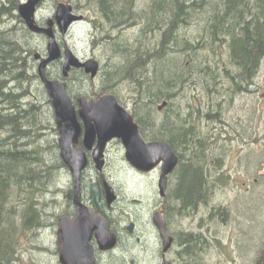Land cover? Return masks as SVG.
I'll use <instances>...</instances> for the list:
<instances>
[{"label": "trees", "instance_id": "16d2710c", "mask_svg": "<svg viewBox=\"0 0 264 264\" xmlns=\"http://www.w3.org/2000/svg\"><path fill=\"white\" fill-rule=\"evenodd\" d=\"M90 1L118 26L134 5L129 28L119 27L114 33L141 25L135 44L115 38L107 42L108 51L121 62L113 64V58L108 59L100 90L114 92L118 82L132 83L136 121L147 137L169 142L179 155L169 203L174 215H194L206 205L211 209L210 218L225 221L229 207L210 205L213 187L229 178L224 175L225 156L213 149L212 136L198 133L195 125L202 115L218 117L219 105L209 101L214 92L224 89L232 95L254 89V78L264 61V0H151L142 6L136 0ZM12 7H0V17H12L17 3ZM191 29L195 30L191 33ZM16 31L29 38L18 26L0 29V264L17 260L22 231L40 232L47 226L54 214L47 213L46 207L56 203L58 192L55 173L64 165L57 154L58 141L47 132L57 129L50 126L43 104L30 91L40 78L35 68H28L25 46L14 37ZM149 35L157 38L152 48L145 42ZM220 78L230 85L220 88ZM191 84L202 87L209 97L206 112L196 102L204 104L200 95L189 98L186 108L175 102ZM164 100L168 105L160 111L159 103ZM18 192L24 211L18 214L19 228L13 220ZM44 194L50 200H42ZM201 221L203 225L206 220ZM181 230L178 240L183 263L203 264L201 254L211 247L209 239L198 230ZM254 264H264V246Z\"/></svg>", "mask_w": 264, "mask_h": 264}, {"label": "rangeland", "instance_id": "374dc122", "mask_svg": "<svg viewBox=\"0 0 264 264\" xmlns=\"http://www.w3.org/2000/svg\"><path fill=\"white\" fill-rule=\"evenodd\" d=\"M149 1L151 0H136L135 2L137 6H142L148 4ZM140 26L137 25L132 30L119 33L118 35L114 33L115 40L120 39L127 42L128 45H134ZM196 26L195 24V28ZM194 30L191 29V33ZM86 35L83 28L77 31L76 36L80 40L79 44L85 46L84 54L94 52L98 55L104 63L103 71L109 63L108 59L111 60L113 58V64L121 62L119 56L113 57L108 51L107 42L103 44V49H93L96 46L95 43H92V47L87 46V40L89 39H86ZM14 37L18 40L21 39L23 42L24 40L22 39L27 38L24 33L18 31L15 32ZM156 41L157 38L153 37V35H149V38L145 40L151 48ZM88 44H90V41H88ZM223 51H226L225 48H222ZM35 71L37 72V68H35ZM102 77L88 84L82 83V81L75 88L76 93L81 92L83 94L100 90V86L103 83ZM217 81H219L220 88L230 85L226 79L222 80L220 78ZM254 83L255 85L253 84V86L256 90H253L254 92H233L231 95L230 92H225L226 90L222 89L219 92H214L213 99H209L205 95L202 87L197 89L194 84H191L184 90L183 94L178 95L175 101L176 103L179 102L183 108H186L189 98L200 95V99L204 101V104L200 105L197 98L196 102L201 112H206V101L208 99L219 105L218 108L220 110L218 117H206L203 115L199 118L196 117L195 128L200 134L212 136L213 142L211 145L215 152L221 150L219 154L224 153L223 168L229 178L225 181H219V185H216V191L210 201V205L228 206L230 209L228 216L225 221L212 219L207 211L200 217L195 214L179 217L175 222L179 226L180 231H182L181 229L198 230L203 232L209 239L211 247L201 254V262L203 264H254L256 257L264 246V61L258 75L254 78ZM132 88V83L128 81L118 82L117 86H114V93L117 94L123 105L131 113L134 97ZM30 91L34 95L35 100L39 104H43L50 126L57 129L54 109L40 79L31 84ZM47 132H49L48 137L50 139L58 141V130L52 129L47 130ZM57 154L59 156V148L57 149ZM109 156L111 164L108 166V172L120 185L127 183V186L132 187L133 190L135 180L128 173L125 150L121 141H115L111 144ZM54 178L56 186H58L56 203H49L51 205L48 204L46 207L47 213L54 215L50 216L47 220V226L42 231L25 229L19 234L16 251L17 260L13 261V264H61L59 262V244L57 241L58 219L64 215V191L68 186L69 177L67 171L61 168L55 173ZM15 198L17 199L15 201L17 208L13 220L18 223L16 226L19 228L21 216L18 214L24 213L21 206L22 203H18L21 198L19 192ZM50 198L51 196L49 200ZM202 218L206 221H204L203 225H200ZM132 256L127 245L122 244L116 255L117 259L113 261V264H124V257L131 259ZM149 256H151L150 252L139 256L138 264H148L147 259ZM179 264H184L180 255Z\"/></svg>", "mask_w": 264, "mask_h": 264}, {"label": "flooded vegetation", "instance_id": "af4514ba", "mask_svg": "<svg viewBox=\"0 0 264 264\" xmlns=\"http://www.w3.org/2000/svg\"><path fill=\"white\" fill-rule=\"evenodd\" d=\"M27 1L32 0H0V5H2L0 7H6L7 5L12 7L17 3V10L13 12L12 17L6 15L0 17V29H7L8 27L16 28L18 26V28H23L28 32L29 38L22 39L24 42L20 39V43L25 46L26 54L24 53L23 57L27 59L28 68H38L39 63L49 55L50 37L45 31H33L20 14L19 5ZM60 6H63L64 9L67 10L70 17L77 18L69 25L66 31L63 30L57 20V12ZM132 8L133 9L130 8L131 10H129L125 16L126 19H123L121 22L122 26H118L113 18L110 20L101 8L95 7L90 0H41L36 4L34 11L35 23L52 32L61 52V56L58 59L51 61L47 65V73L56 79L64 78L62 70L67 60L68 50L78 56L81 61L95 58L100 63V72H98L99 75L97 74L95 78H92L91 75L85 71L84 67H72L69 76L65 78L68 91L77 108L79 107L78 99L81 96L85 95L88 99H92L108 93L115 94L110 90H98L83 94L81 92L76 93L75 88L78 87L82 81V83L88 84L98 78L101 79L104 68V63L97 54L94 52L84 54L85 46L79 44L80 40L76 36L77 31L83 28L87 34L86 39H89L87 40V46L92 47V43H95L97 47L95 46L93 49H103L104 43L110 42V40L115 38L114 32H118L119 27L124 29L128 26L129 28V18L132 17V20H134V5H132ZM131 12L132 15L130 16ZM8 21L10 22L6 27ZM133 28L134 27L129 30ZM88 41H90V44H88ZM115 95L117 96V94ZM118 100L123 104L119 97ZM144 138L147 142L152 141V139L146 136L145 132ZM115 141L120 142L121 140L113 139L108 144L105 154L106 165L103 171L96 169L92 159V151L86 150L89 163L87 168L83 171L81 179L80 203L86 208H91L95 214L103 216L109 225V235L116 234L118 239L115 248L103 250L100 248L97 241L96 231L93 232L90 243L93 246L96 263L113 264V261L117 259L116 255L120 245L124 244L127 245V248L133 255L131 259L124 257V261H128V264H138L139 262H137V260L139 256L145 253L147 254L148 252L151 253V256L147 259L148 264H164L165 261H170L171 264H179V226L175 223L179 216L176 217L174 215V210L172 209L173 205L169 204L172 198L171 188L176 169L169 175L166 189L164 193H162L160 188L161 165L151 171H144L135 168L126 160L128 173L135 180V186L132 190V187H128L127 183H122L120 185L108 172V166L111 164L109 149L111 144ZM78 146H83L82 138H80ZM59 156L62 160L60 147ZM62 163L64 165L61 166V168L67 171L69 177L68 186L64 191V215L74 218L78 209V205L74 200V176L63 160ZM218 174L222 175L221 172ZM224 175L227 176L226 171H224ZM106 183L111 184L114 188L116 199L112 203L108 201ZM95 188H97L99 192L97 204L94 202L93 195ZM215 191L216 186L213 187V194ZM43 196L46 202L49 197H46L45 194ZM210 210L211 209H208L207 206L204 205L195 215L200 217V215H203V213L207 211L210 215ZM158 219H162L166 222L168 234L173 238V242L168 249H165L164 239L157 225ZM194 228H196V226H194Z\"/></svg>", "mask_w": 264, "mask_h": 264}, {"label": "water", "instance_id": "95a60500", "mask_svg": "<svg viewBox=\"0 0 264 264\" xmlns=\"http://www.w3.org/2000/svg\"><path fill=\"white\" fill-rule=\"evenodd\" d=\"M41 0L27 1L19 5V12L33 31H45L50 37L49 55L41 61L37 68L38 76L43 83L51 105L54 109L56 127L59 133L60 155L63 162L70 168L74 176V200L78 209L74 218L62 215L58 219L57 241L59 244V262L61 264H97L90 243L91 236L96 231L97 241L103 250L116 247L117 235H109L107 220L95 214L91 208L80 203L81 179L83 171L88 166L86 150L92 151V159L97 170L103 171L106 165V149L113 139H120L125 147L126 160L135 168L151 171L161 165L160 188L164 193L169 175L179 164V155L167 141H146L144 130L136 121L127 107L121 104L113 93L88 99L81 96L77 108L68 91L66 77L72 67L83 68L95 78L100 70V63L95 58L81 61L70 50L63 65V79L49 77L47 65L61 56L54 35L35 23V6ZM77 18L70 17L66 9L60 6L57 20L64 31ZM38 57V55H37ZM168 105L164 100L159 104L161 111ZM80 138L83 146H78ZM109 203L116 199L114 188L106 183ZM94 202L99 199L98 189H94ZM157 225L164 239L165 249H168L173 238L169 236L166 222L157 220ZM164 264H171L165 261Z\"/></svg>", "mask_w": 264, "mask_h": 264}, {"label": "bare ground", "instance_id": "6f19581e", "mask_svg": "<svg viewBox=\"0 0 264 264\" xmlns=\"http://www.w3.org/2000/svg\"><path fill=\"white\" fill-rule=\"evenodd\" d=\"M152 13H153V12H152ZM134 15H135V14H134ZM136 15H137V14H136ZM152 21H153V20H152ZM150 23H151V22H150ZM15 24H16V23H15ZM151 25H152V24H151ZM8 30H9V29H8ZM77 57H78V56H77ZM80 60H81V59H80ZM86 60H87V59H86ZM82 61H83V60H82ZM99 72H100V71H99ZM98 75H99V74H98ZM54 79H56V78H54ZM250 89H251L250 91L255 90V89H252V88H250ZM255 91H256V90H255ZM243 92H247V91H242V93H243ZM253 92H254V91H253ZM18 203H19V202H18ZM20 204H21V203H20ZM20 204H19V205H20Z\"/></svg>", "mask_w": 264, "mask_h": 264}]
</instances>
